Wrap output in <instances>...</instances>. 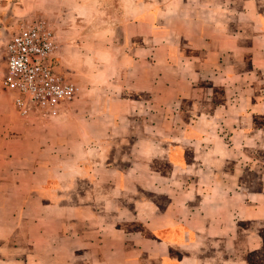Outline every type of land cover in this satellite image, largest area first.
Listing matches in <instances>:
<instances>
[{"label":"crops","instance_id":"0c3cea01","mask_svg":"<svg viewBox=\"0 0 264 264\" xmlns=\"http://www.w3.org/2000/svg\"><path fill=\"white\" fill-rule=\"evenodd\" d=\"M0 6L77 89L44 122L0 82V264H264V0Z\"/></svg>","mask_w":264,"mask_h":264},{"label":"built area","instance_id":"2783aa9c","mask_svg":"<svg viewBox=\"0 0 264 264\" xmlns=\"http://www.w3.org/2000/svg\"><path fill=\"white\" fill-rule=\"evenodd\" d=\"M54 53L53 32L40 19L21 25L5 44L1 86L19 118H58L74 99L77 89L56 71Z\"/></svg>","mask_w":264,"mask_h":264},{"label":"rangeland","instance_id":"374dc122","mask_svg":"<svg viewBox=\"0 0 264 264\" xmlns=\"http://www.w3.org/2000/svg\"><path fill=\"white\" fill-rule=\"evenodd\" d=\"M25 10L26 7H23ZM27 11H29V7H27ZM14 8H8L5 6H0V82L4 74V46L10 39V37L18 30L21 25L29 24L36 20L38 17L35 16H25L23 18H16L13 14L15 13ZM50 29V28H49ZM51 31L52 28L50 29ZM44 122L47 119H40Z\"/></svg>","mask_w":264,"mask_h":264}]
</instances>
